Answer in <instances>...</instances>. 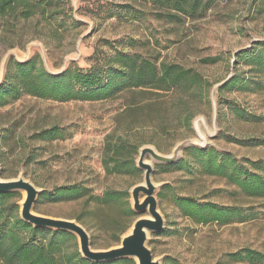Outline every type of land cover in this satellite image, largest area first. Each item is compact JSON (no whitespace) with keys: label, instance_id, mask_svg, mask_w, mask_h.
I'll use <instances>...</instances> for the list:
<instances>
[{"label":"rangeland","instance_id":"rangeland-1","mask_svg":"<svg viewBox=\"0 0 264 264\" xmlns=\"http://www.w3.org/2000/svg\"><path fill=\"white\" fill-rule=\"evenodd\" d=\"M130 4L70 0L74 19L83 24L70 32L40 17L15 29L0 21V84L11 61L24 63L39 55L49 72L60 74L72 63L86 70L96 56L104 59L122 51L157 64L194 69L210 86L208 101L192 91L137 90L94 102L60 103L23 95L0 108V179L22 176L30 181L40 191L34 212L78 222L95 251L118 247L119 230L129 227L125 236L138 218L149 217L133 211L131 196V190L144 182V172L138 168L137 175L106 171L114 145L127 146L130 154L125 152L124 157H132L135 165L144 147L168 157L177 145L198 139L195 122L199 119L208 148L242 163L264 162V76L237 57L264 43V15L255 12V0L224 1L202 19L181 22L164 20L150 7L135 5L141 15H134L123 9ZM214 57L215 63L204 61ZM234 77L237 85L220 93L223 86H219L224 82L227 86ZM146 161L154 166L155 196L164 218V229L149 235L148 247L161 264L167 258L181 264H247L231 261L227 255L243 249L264 254L263 198L245 196L225 178L204 174L186 150L170 169L150 156ZM74 185L88 188L94 196L107 191L123 196L110 207L87 199L55 203L41 198L44 192ZM20 193L21 206L26 195ZM187 197L201 204L238 208L250 217L227 225H198L177 205L178 199ZM70 248L74 250V244Z\"/></svg>","mask_w":264,"mask_h":264},{"label":"trees","instance_id":"trees-1","mask_svg":"<svg viewBox=\"0 0 264 264\" xmlns=\"http://www.w3.org/2000/svg\"><path fill=\"white\" fill-rule=\"evenodd\" d=\"M134 15H141L135 10L150 7L158 11V17L171 22L184 19L199 20L207 16L224 1L232 0H126ZM69 4V7H67ZM117 7V6H115ZM255 12L264 15V0H255ZM70 0H0V21L15 29L21 23L42 18L54 28H64L70 32L83 24L75 20ZM134 16V17H138ZM55 33V37H57ZM244 58L251 67L264 76V43H257L255 50L243 51L237 55ZM86 70L72 63L60 74L49 72L39 55L31 60L8 64L5 81L0 84V108L5 107L23 95L43 100L67 103L71 101H101L113 98L125 92L152 90L157 92L183 93L192 91L208 101L209 84L194 69H187L178 64L156 62L138 54L116 51L113 56L99 59ZM206 63H215L218 58H207ZM238 78H232L227 86L220 89L222 93L228 87H234ZM53 136V132L48 133ZM264 144V141H263ZM194 158L204 174L225 178L248 197L264 199V162H239L227 153H220L213 148L185 149ZM125 145H114L110 150L105 168L109 174L130 173L137 175L139 170ZM123 156V157H119ZM179 161V160H178ZM177 161V162H178ZM175 163L163 164L170 169ZM126 195V194H125ZM119 192L107 191L103 196H94L90 190L81 185L56 188L44 192L41 198H50L55 203L74 202L87 199L98 206H108L122 198ZM19 192L0 193V264H137L131 259L95 263L82 257L76 246L74 235L64 231L34 227L20 216ZM177 205L185 217L198 225H227L235 221L244 222L246 212L238 208H224L214 203H199L193 198H180ZM134 215L132 210L129 211ZM124 227L116 234L117 242L128 231ZM74 244L75 249L70 246ZM231 261L247 264H264V254L251 249L228 254ZM163 264H181L174 258H167Z\"/></svg>","mask_w":264,"mask_h":264},{"label":"water","instance_id":"water-1","mask_svg":"<svg viewBox=\"0 0 264 264\" xmlns=\"http://www.w3.org/2000/svg\"><path fill=\"white\" fill-rule=\"evenodd\" d=\"M226 82L221 84L222 87ZM198 139L186 140L177 145L171 156H162L155 149L144 147L140 150L137 168L144 172V182L136 185L131 190L133 200V211L137 214L148 213L149 217L138 218L131 231L122 237L121 244L106 251H95L92 249L91 240L86 229L73 220L54 219L38 215L34 212V205L40 191L24 177L13 181H2L0 179V193L23 192L26 197L21 204V218L34 227L46 228L55 231L71 233L79 240L80 253L83 258L95 263L112 262L122 259H131L137 264H161L160 260L154 258L152 250L148 247L149 235L158 233L164 229V218L159 211L158 201L155 196L157 187L153 183V164L146 161L150 156L157 164H171L177 162L185 149L197 147L207 149L210 146L206 138L197 129ZM1 174V166H0Z\"/></svg>","mask_w":264,"mask_h":264},{"label":"bare ground","instance_id":"bare-ground-1","mask_svg":"<svg viewBox=\"0 0 264 264\" xmlns=\"http://www.w3.org/2000/svg\"><path fill=\"white\" fill-rule=\"evenodd\" d=\"M22 59H23V58H22ZM199 122H200V120H199V119H198V120H196V122H195V126H196V127H198V131L202 133V130L199 128V125H198V124H199ZM202 135H203V133H202ZM203 137H204V135H203ZM149 163H151V162H149ZM151 164H152V163H151Z\"/></svg>","mask_w":264,"mask_h":264}]
</instances>
